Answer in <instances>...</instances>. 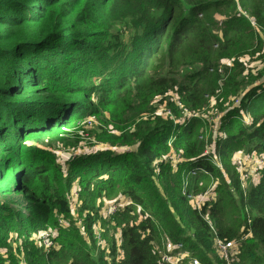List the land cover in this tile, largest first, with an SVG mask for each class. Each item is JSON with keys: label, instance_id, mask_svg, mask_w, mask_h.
Returning <instances> with one entry per match:
<instances>
[{"label": "trees", "instance_id": "obj_1", "mask_svg": "<svg viewBox=\"0 0 264 264\" xmlns=\"http://www.w3.org/2000/svg\"><path fill=\"white\" fill-rule=\"evenodd\" d=\"M214 14L224 16L220 34L211 28ZM262 42L264 0H0V264H20L12 241L34 258L29 264H163L156 248L166 239L181 242L204 264H224L213 240L238 237L248 219L251 235L232 264H264V167L245 198L236 177L217 183L208 209L215 232L206 207L193 209L181 192H203L222 173L204 154L196 116L148 130L138 126L134 153L98 148L66 170L39 144L96 114L92 94L109 104L122 96L148 102L170 88L166 75L200 63L178 84V95L198 110L226 76L217 107L225 134L215 144L221 160L243 148L264 155V65L250 75L237 61L229 72L216 66L232 48ZM241 74L250 77L247 85ZM238 92V106L226 107ZM240 109L250 115L246 124ZM171 151L178 155L175 165L165 158ZM73 180L87 237L73 224L58 225L57 245L44 253L31 239L69 214ZM92 194L128 203L102 218L89 204Z\"/></svg>", "mask_w": 264, "mask_h": 264}, {"label": "rangeland", "instance_id": "obj_2", "mask_svg": "<svg viewBox=\"0 0 264 264\" xmlns=\"http://www.w3.org/2000/svg\"><path fill=\"white\" fill-rule=\"evenodd\" d=\"M120 5V4H119ZM240 12L245 13V11L239 10ZM246 14V13H245ZM246 16H248L246 14ZM250 18H252L250 16ZM249 18V20H250ZM224 16L221 14H214L212 25V30L216 34H220L222 29V22ZM251 27L256 28V23L251 19ZM254 48L259 50L254 52ZM259 48V49H258ZM231 55H223L217 59L216 66L219 71L229 72L234 62L237 61L241 64V67L249 72H255L260 70L264 63L262 62V57H264V42L259 45L245 50L242 48H232L230 50ZM253 54V55H251ZM200 63H195L187 67V65L180 66L177 71H173V74L166 75V80L170 88L163 94L154 97H150L149 101H143L136 103L134 100L122 96L118 98L113 104L104 103L99 99L98 94H92V97H89L93 101V104L96 107V114L84 118L78 125L73 126L72 128L65 130L62 134H52L51 136L44 137L39 143L47 152H49L63 170L67 169L68 162L77 161L82 156L93 153L98 148H109L108 146L114 147L112 149H117V151H128L134 153L138 142L131 137L132 132H137V127L140 126L143 130H148L161 124L166 121L172 120L173 124L181 123V120L186 116H196L200 119L201 128L199 129L198 138L203 140L205 143L204 154L209 158V162L214 166H226L225 172L222 170L220 176H217L215 179H211L212 184L219 183L222 181L223 177L226 181L231 182L232 179L235 180L236 177V167L233 163L234 157L238 154L242 156L247 162L250 158L259 156L258 153L248 152L245 148L236 151L231 157L223 158L219 156L216 145L218 138L223 134V130L220 129L221 125L218 123V116L222 113V110L217 109L219 103L225 99L221 95L222 91V82L225 79L224 73L220 75V80L218 81V87L214 94L209 95L205 94L204 99L206 101L205 105L198 110L191 111L187 105H183V102L180 101V96L178 95V84L183 82V79L192 74L195 70L200 68ZM240 67V68H241ZM158 72V71H157ZM152 76H155L154 73H151ZM242 85H247L246 82L249 78L241 74ZM176 80L177 84L174 86L171 82ZM247 83V84H246ZM172 86V87H171ZM174 86V87H173ZM240 97V92L236 99ZM126 98V99H125ZM177 101L182 105L178 107ZM126 104H131L130 107H127ZM226 107H233L235 105V98L229 97L225 103ZM245 112V111H244ZM249 117V113L245 112ZM107 138L109 142H104L101 139ZM111 139V140H110ZM114 140V141H112ZM170 143V142H169ZM174 151V150H173ZM170 152L169 157L171 158L172 164L175 165L174 161L178 160V155L176 152ZM255 152V151H254ZM168 160V159H167ZM208 182V184H210ZM250 184V182H249ZM236 185V182H235ZM74 180L71 183L70 192L77 189ZM68 195V200L70 204V212L64 217H56L57 225L54 223V226L50 227L51 235L48 239H45L42 236V233H37V236L34 239H31L34 242V246L40 247L41 251L46 253L51 249L56 247L57 242L54 243L53 239L57 234V226L63 224L66 229L69 228L72 224L78 229V236L84 237L86 239L87 232L84 229V218L85 211L81 204L80 200H74ZM123 202L122 198L117 199H107L104 196H98L92 194L89 199V204L93 207V210L96 211L98 215H101L102 218L107 214L108 208L111 204H118ZM101 217L97 220V224H93L92 231L95 233L98 230V225L103 221ZM99 223V224H98ZM50 243V246H46V243ZM12 247L14 248L15 256L14 259L17 263L20 264H29L34 258L29 261L22 253L18 251L16 243L11 242ZM100 251L103 254L107 250L106 245H101ZM214 255L218 256V253L213 246ZM97 253V252H96ZM95 253V254H96ZM219 257V256H218Z\"/></svg>", "mask_w": 264, "mask_h": 264}, {"label": "built area", "instance_id": "obj_3", "mask_svg": "<svg viewBox=\"0 0 264 264\" xmlns=\"http://www.w3.org/2000/svg\"><path fill=\"white\" fill-rule=\"evenodd\" d=\"M251 19L253 20V18H250V22ZM177 103L179 104L178 107L182 106L178 101ZM238 104H239V100L235 99L234 106H238ZM240 111L242 113L241 122L243 124L248 123L250 120L249 116L243 110L240 109ZM217 118L219 123L220 115ZM220 137L225 138V134L220 135ZM251 152L256 153L254 151ZM258 155L259 156L257 157L250 158L248 162L238 154L233 159V163L236 167V173H237L236 186L242 192L241 195L243 198H245L246 196V189L249 186H253L258 182L261 170L264 167V155L263 154H258ZM216 167L222 170V166H216ZM196 172L197 170H192L191 175H195ZM186 184H188V182H186ZM216 186L217 183H214L210 188H207L205 191L198 193L190 192L185 188L181 189L182 194L186 196L189 205L193 209L201 211V209L204 206L206 207L205 213L203 215L206 219V223L208 227L214 232H215V227L213 225V221L209 218L208 209L212 206V204L216 200V191H215ZM76 198H77V193L75 191H72V199L75 200ZM127 203L128 202L125 201V202H120L118 204H111L108 208V211L109 213L113 214L117 212L119 209H121L123 206H125ZM59 223L60 226H63V224H61V221ZM50 235H51L50 229H47L42 233V236L45 239H48ZM250 235H251L250 220L248 219L247 224H245L241 228L238 237L228 241L221 240L218 237H216L213 240V246L215 247V250L218 253L219 258L224 261V264H232V262L235 259H238V255L240 254V250H241L242 241L250 237ZM119 238L120 236L118 235L116 238L117 245L121 243V239ZM46 246L47 247L50 246L49 241L48 244L46 243ZM156 249L158 251L159 259L163 264H204L198 258L192 257L190 252L184 249V246L182 245L181 242H174L170 239H166L163 241L161 247L158 246Z\"/></svg>", "mask_w": 264, "mask_h": 264}]
</instances>
